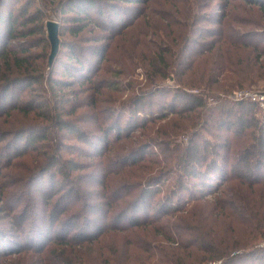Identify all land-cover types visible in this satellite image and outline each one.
Here are the masks:
<instances>
[{
  "label": "trees",
  "instance_id": "trees-1",
  "mask_svg": "<svg viewBox=\"0 0 264 264\" xmlns=\"http://www.w3.org/2000/svg\"><path fill=\"white\" fill-rule=\"evenodd\" d=\"M239 91L264 94V0H0V264H264Z\"/></svg>",
  "mask_w": 264,
  "mask_h": 264
},
{
  "label": "rangeland",
  "instance_id": "rangeland-1",
  "mask_svg": "<svg viewBox=\"0 0 264 264\" xmlns=\"http://www.w3.org/2000/svg\"><path fill=\"white\" fill-rule=\"evenodd\" d=\"M137 72H140V71L138 70ZM142 77H143L142 75H140V77L136 75L134 78H138L139 80H141ZM122 83H124V80H122ZM125 83L123 85H125ZM259 90H261V89H259ZM175 118H177V117H173V119H175ZM190 137H192L191 141L188 138H182L186 144L189 143V145H190V147H189V151H190L189 156L190 157H193V153L195 151H198L199 155H203L204 152H210L212 146H211V144H209V141H207V137L201 136L199 134L195 135V136H190ZM151 151H154V150H151ZM42 177L39 178L41 180L40 183L42 184V183L46 182L47 184H49L48 178H46L45 180H42ZM58 179L59 178H56V180L52 181L53 184H55L56 188L59 186V182H60V181H58ZM166 184H169V182L165 181L163 186H165ZM7 217L8 216H7L6 211H0V221L5 222L6 220H8V219H6Z\"/></svg>",
  "mask_w": 264,
  "mask_h": 264
},
{
  "label": "water",
  "instance_id": "water-1",
  "mask_svg": "<svg viewBox=\"0 0 264 264\" xmlns=\"http://www.w3.org/2000/svg\"><path fill=\"white\" fill-rule=\"evenodd\" d=\"M48 38L51 44V53L49 56V64L51 65L55 56L58 53L60 40H59V24L54 20L47 22Z\"/></svg>",
  "mask_w": 264,
  "mask_h": 264
},
{
  "label": "built area",
  "instance_id": "built-area-1",
  "mask_svg": "<svg viewBox=\"0 0 264 264\" xmlns=\"http://www.w3.org/2000/svg\"><path fill=\"white\" fill-rule=\"evenodd\" d=\"M236 100H245L248 102L258 103L264 107V94L257 91H239L234 96Z\"/></svg>",
  "mask_w": 264,
  "mask_h": 264
}]
</instances>
